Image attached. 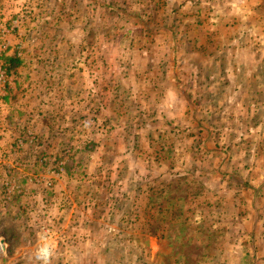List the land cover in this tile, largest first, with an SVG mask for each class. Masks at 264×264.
<instances>
[{"label":"rangeland","instance_id":"374dc122","mask_svg":"<svg viewBox=\"0 0 264 264\" xmlns=\"http://www.w3.org/2000/svg\"><path fill=\"white\" fill-rule=\"evenodd\" d=\"M170 78L181 164L126 168ZM41 236L51 264H264V0H0V264Z\"/></svg>","mask_w":264,"mask_h":264},{"label":"crops","instance_id":"0c3cea01","mask_svg":"<svg viewBox=\"0 0 264 264\" xmlns=\"http://www.w3.org/2000/svg\"><path fill=\"white\" fill-rule=\"evenodd\" d=\"M173 80V81H171ZM169 81V82H167ZM166 83L168 84V89L166 90V92L163 93V97H164V100L166 101L164 106L166 108H173L174 109V113L175 115H173V117H171V120L168 121L167 123L165 124H158L159 126H157L156 128V125L153 124V123H147L146 125H144V129L143 127L141 129H133L132 134L130 135H127L128 132H130L131 129H125V131L123 132L124 133V137H130V138H133L132 140H129V143H130V146L127 145V148H130L129 151H130V155L127 154H124V153H121L123 155V163H125V167L128 168L130 166V164L132 163V159H131V156L133 154V149L131 150V147H133V141L135 142L136 147L140 146V141L142 142V146L144 147V145L149 149V153L148 154H151L150 158H149V161L153 162L154 161V158H156V160L160 163H162L164 160V158L167 156V154L169 153H172L173 157H174V162L171 163L172 165H170V169L172 170H176L178 168V166L181 164V160L179 162V160H177V158H181V153H180V149H178L177 147H175L174 149L170 148L167 144V141H165L164 138V134H167L169 135L170 137L174 135L175 132L177 131H181V132H185L186 128L183 127V125L180 124L181 122V114L180 113V109H181V104H182V99L180 98V94H179V88H177V86L175 85H172V83L170 82H173L175 81V78H170V79H167ZM159 86V84L157 83L156 87ZM186 116L189 117V115L186 114ZM173 118V119H172ZM173 120V122H172ZM114 127H117V126H109V128H114ZM197 127V126H196ZM203 130L202 127H198L196 130ZM159 130L160 134L159 136L155 137V139H151L152 137V133H155V131ZM137 131V133L139 134L140 133V137H139V140H135V137H134V132ZM144 131V133H143ZM161 132H164L163 134H161ZM173 132V133H172ZM137 134V135H138ZM135 135V136H137ZM151 139V140H150ZM100 145L102 146V148H109V146L112 145V143H108V142H103V143H99L98 141H95V143H91L90 145H93L94 148H95V145ZM89 145V146H90ZM106 147H105V146ZM155 145H157V150H153ZM142 147V148H143ZM134 154H137L138 153L136 151H134ZM140 154V153H139ZM85 160L82 161L80 160L79 158L77 159V163L78 164H81L83 162H85L89 168L93 167V166H96V165H103L104 164V158H100L99 155H93L91 153V155H85ZM135 161L138 158V156L136 158H134ZM5 162V161H4ZM31 163V161H29ZM35 164H37V162H35ZM159 172H157V176H158V181H161V180H164V178L166 177V168H161L160 165H157L156 167ZM146 169V168H145ZM152 170H153V167L151 166L150 168H148V171L146 170L147 174H151L152 173ZM170 175V178L172 180H174L173 176L171 174H168ZM150 177V175H148ZM181 176V175H180ZM178 174L177 176H174V177H180ZM146 177V178H145ZM143 178H145V180L143 181ZM169 178V180H170ZM147 176L146 175H142V182H146L147 181ZM161 179V180H160ZM37 187V186H36ZM42 187V186H41ZM38 188V187H37ZM40 188V187H39ZM44 190V189H43ZM43 190H39V191H36V192H32L31 195L29 193V195L31 196V198H33L35 201H38L39 199V196H41L44 199L46 205H52V201L51 200H54V197L58 195V198H62L64 195H66L67 192H58V194L56 192H43ZM22 212V211H21ZM48 214V213H47Z\"/></svg>","mask_w":264,"mask_h":264},{"label":"clouds","instance_id":"9594fccd","mask_svg":"<svg viewBox=\"0 0 264 264\" xmlns=\"http://www.w3.org/2000/svg\"><path fill=\"white\" fill-rule=\"evenodd\" d=\"M55 254V247L46 237L41 236L35 252L34 260L36 264H51Z\"/></svg>","mask_w":264,"mask_h":264},{"label":"trees","instance_id":"16d2710c","mask_svg":"<svg viewBox=\"0 0 264 264\" xmlns=\"http://www.w3.org/2000/svg\"><path fill=\"white\" fill-rule=\"evenodd\" d=\"M11 60H13V61L15 60V62H16V66H17L18 64H20V63H19V62H20L19 59H11Z\"/></svg>","mask_w":264,"mask_h":264}]
</instances>
